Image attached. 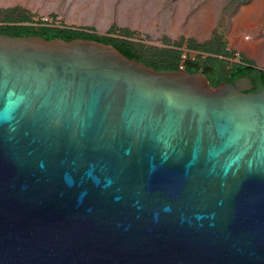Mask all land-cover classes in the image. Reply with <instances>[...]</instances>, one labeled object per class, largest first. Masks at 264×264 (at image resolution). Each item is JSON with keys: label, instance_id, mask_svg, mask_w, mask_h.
<instances>
[{"label": "water", "instance_id": "water-1", "mask_svg": "<svg viewBox=\"0 0 264 264\" xmlns=\"http://www.w3.org/2000/svg\"><path fill=\"white\" fill-rule=\"evenodd\" d=\"M253 88L0 33V264H264Z\"/></svg>", "mask_w": 264, "mask_h": 264}, {"label": "rangeland", "instance_id": "rangeland-1", "mask_svg": "<svg viewBox=\"0 0 264 264\" xmlns=\"http://www.w3.org/2000/svg\"><path fill=\"white\" fill-rule=\"evenodd\" d=\"M11 9H17L11 18L27 21L6 22L5 11ZM6 24L78 29L126 40L150 64L173 50L177 65L187 59L203 65L214 62L209 58L226 61L219 69L222 76L229 63L242 59L264 70V0H0V25ZM212 42L223 44L231 57L214 51ZM204 43H209L206 51L191 48Z\"/></svg>", "mask_w": 264, "mask_h": 264}, {"label": "trees", "instance_id": "trees-1", "mask_svg": "<svg viewBox=\"0 0 264 264\" xmlns=\"http://www.w3.org/2000/svg\"><path fill=\"white\" fill-rule=\"evenodd\" d=\"M17 9L6 10L9 12V15L5 18L6 22H24L27 21L24 17H19L17 20L11 18V14L14 13ZM11 13V14H10ZM122 34L129 35V32L125 29L121 30ZM0 33L9 35V36H40L45 39H54L62 38L66 41L75 39V38H84V39H93L99 42L112 44L120 52H122L126 57L130 59H137L145 63L148 66H151L157 70H179L177 65L178 53L173 50L164 51L161 53V58L155 63H147L141 60L137 51L129 44L128 41L113 38L110 36L96 35L90 32H85L78 29H69V28H50V27H34L32 25H21V24H6L0 25ZM209 43H204L201 45H191V48L199 51H206L207 45ZM211 46L214 47V51L220 53L222 56L231 57V54L224 48L223 44H218L217 42H212ZM214 61L211 64L205 65L200 64L198 61H191L189 59L185 60L184 70L189 73H201L207 78L212 88H215L222 82H232L238 77L250 76L252 78V83L254 88L251 92H258L264 87V70L254 67L250 62L242 59L240 62L229 63L230 67L226 75L222 76L219 72V69L224 68L226 61L221 59H208Z\"/></svg>", "mask_w": 264, "mask_h": 264}, {"label": "built area", "instance_id": "built-area-1", "mask_svg": "<svg viewBox=\"0 0 264 264\" xmlns=\"http://www.w3.org/2000/svg\"><path fill=\"white\" fill-rule=\"evenodd\" d=\"M43 20H46V19H43ZM178 68H179V70H184V68H185V61L184 60H181V62L178 64Z\"/></svg>", "mask_w": 264, "mask_h": 264}]
</instances>
